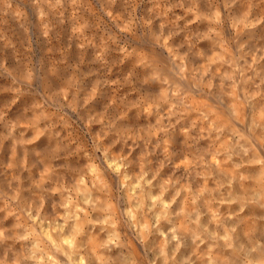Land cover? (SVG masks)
Instances as JSON below:
<instances>
[{
    "label": "rangeland",
    "instance_id": "374dc122",
    "mask_svg": "<svg viewBox=\"0 0 264 264\" xmlns=\"http://www.w3.org/2000/svg\"><path fill=\"white\" fill-rule=\"evenodd\" d=\"M0 264H264V0H0Z\"/></svg>",
    "mask_w": 264,
    "mask_h": 264
}]
</instances>
